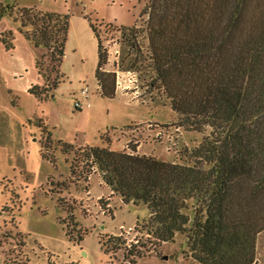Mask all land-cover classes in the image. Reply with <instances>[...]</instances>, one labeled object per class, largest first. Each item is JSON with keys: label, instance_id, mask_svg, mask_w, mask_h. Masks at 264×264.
<instances>
[{"label": "trees", "instance_id": "trees-1", "mask_svg": "<svg viewBox=\"0 0 264 264\" xmlns=\"http://www.w3.org/2000/svg\"><path fill=\"white\" fill-rule=\"evenodd\" d=\"M12 10L0 2V19L19 21L24 37L45 51L37 60L44 84L29 92L46 98L60 82L69 17L35 7L18 8L13 16ZM140 19V26L114 27L123 46L116 69L138 73L146 88L168 101L179 127L205 136L182 146L172 162L139 155L129 144L130 151L82 148L91 167L83 179L97 171L124 203L144 205L148 216L140 230L155 244L181 233L184 258L196 264H256V237L264 231V0H146ZM91 28L97 86L111 97L116 69H104L107 51L100 30ZM0 41L11 46L6 33ZM73 167L72 160L71 175ZM85 232L78 230L79 240ZM104 244L105 252L115 253L125 241L109 236ZM149 252L133 245L124 257L135 264L130 255Z\"/></svg>", "mask_w": 264, "mask_h": 264}, {"label": "rangeland", "instance_id": "rangeland-1", "mask_svg": "<svg viewBox=\"0 0 264 264\" xmlns=\"http://www.w3.org/2000/svg\"><path fill=\"white\" fill-rule=\"evenodd\" d=\"M145 1L0 0L13 5V16L18 8L35 7L69 17L60 82L42 99L29 89L44 84L37 67L44 49L31 45L19 31V21L8 15L0 19V33L11 43L6 48L0 41V264H128L123 248L135 240L140 250H150L135 264H196L184 258L183 234L153 243L140 230L148 216L144 205L124 203L97 171L83 179L91 167L79 153L82 148L130 151L129 144L139 155L172 162L182 146L193 147L205 136L179 127L168 101L146 88L138 73L116 69L123 46L115 28L140 26ZM91 25L100 30L107 51L104 69H116L111 97L101 95L97 86V40ZM75 100L89 107L75 108ZM79 229L86 231L80 240ZM109 236H120L123 248L105 252ZM255 252L256 264H264V231L256 237Z\"/></svg>", "mask_w": 264, "mask_h": 264}, {"label": "built area", "instance_id": "built-area-1", "mask_svg": "<svg viewBox=\"0 0 264 264\" xmlns=\"http://www.w3.org/2000/svg\"><path fill=\"white\" fill-rule=\"evenodd\" d=\"M80 93H81V96L86 100L87 97H88L86 88H83V89L81 90ZM74 106H75V108L89 107V103L86 102V103L83 104L81 101H79V100H75V101H74ZM138 243H139L138 240H135L134 242H130V244L125 245L123 251H124L125 253H127V252L132 248L133 245H135V249H136V250H140V249L138 248V247H140V246L137 245ZM137 248H138V249H137ZM125 253H124V254H125ZM149 253H150V252H149ZM129 257H130V258L135 257L136 260H137L138 258H140V257H136L135 255H130ZM123 260H124V261H127L128 264H130V263H129V260H130L129 258H125V257H124Z\"/></svg>", "mask_w": 264, "mask_h": 264}, {"label": "water", "instance_id": "water-1", "mask_svg": "<svg viewBox=\"0 0 264 264\" xmlns=\"http://www.w3.org/2000/svg\"><path fill=\"white\" fill-rule=\"evenodd\" d=\"M162 258L166 259V258H167V256H162Z\"/></svg>", "mask_w": 264, "mask_h": 264}]
</instances>
